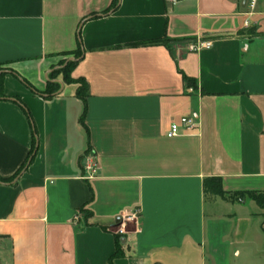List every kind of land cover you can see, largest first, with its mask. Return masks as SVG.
<instances>
[{"label":"crops","instance_id":"obj_1","mask_svg":"<svg viewBox=\"0 0 264 264\" xmlns=\"http://www.w3.org/2000/svg\"><path fill=\"white\" fill-rule=\"evenodd\" d=\"M0 77V264H229L263 214L204 185L264 193V0H0Z\"/></svg>","mask_w":264,"mask_h":264},{"label":"rangeland","instance_id":"obj_2","mask_svg":"<svg viewBox=\"0 0 264 264\" xmlns=\"http://www.w3.org/2000/svg\"><path fill=\"white\" fill-rule=\"evenodd\" d=\"M67 65L68 64H65L64 68H66ZM235 200L237 202L239 201L237 198H235L234 201ZM241 202H247V205L241 210H236L235 213L239 216L249 217L255 214L256 211L259 212L257 205L250 202L248 198H244ZM247 217L244 218L246 219ZM229 264H264V212L262 215L258 214L252 216L251 227L248 232L244 234L243 242L233 249Z\"/></svg>","mask_w":264,"mask_h":264},{"label":"trees","instance_id":"obj_3","mask_svg":"<svg viewBox=\"0 0 264 264\" xmlns=\"http://www.w3.org/2000/svg\"><path fill=\"white\" fill-rule=\"evenodd\" d=\"M168 43H169L168 40H160L156 42V44H162L165 46H168ZM75 66H76V63L71 62L66 66V68L61 70V73H63L64 75V82L66 84H76L79 86L77 96L85 104V111L83 115V118H85V115L87 113L88 84L86 83L84 79L74 80L71 78V72L75 68ZM0 82H1V77H0ZM1 90H2V86L0 83V91ZM52 92L53 91H50V93ZM0 96H2V94H0ZM36 152H37V144L35 140L33 144V149L30 152V155L27 161L22 166V168L18 171L15 178L18 177L23 171H25L27 167L33 162ZM204 188L207 193L212 192L213 194L222 197L224 200L231 201V202H235L236 201V200L234 201L235 198H237L240 202L244 200V198H248L250 201H253L262 211H264V193L262 192H240V193H234V194H230V193L227 194L222 190L220 180H208L205 182ZM86 217H89V215L87 214ZM119 244L120 243L118 241V245Z\"/></svg>","mask_w":264,"mask_h":264},{"label":"built area","instance_id":"obj_4","mask_svg":"<svg viewBox=\"0 0 264 264\" xmlns=\"http://www.w3.org/2000/svg\"><path fill=\"white\" fill-rule=\"evenodd\" d=\"M180 1L181 0H167V2L173 6L177 5ZM257 2L258 0H249V7L251 10L255 9ZM249 27H250V23L249 21H246L245 28H249ZM212 46H213V43L211 41H206V42L198 43L194 47V50L195 51H200L202 49L210 50ZM197 128H198V123L196 122V120L190 117H182L179 120V122L173 123L170 126V129L168 133L166 134V137L168 139H174V138L182 136L183 132L185 133L193 132ZM86 169L87 171L91 172V175L89 176V178L93 177L96 174V165H93V166L87 165ZM139 217H140L139 212H136L130 216L122 217L119 221L120 228H119L118 234L120 235L125 234L124 227L126 223L136 222L138 221Z\"/></svg>","mask_w":264,"mask_h":264},{"label":"water","instance_id":"obj_5","mask_svg":"<svg viewBox=\"0 0 264 264\" xmlns=\"http://www.w3.org/2000/svg\"><path fill=\"white\" fill-rule=\"evenodd\" d=\"M66 64H68V63H66Z\"/></svg>","mask_w":264,"mask_h":264}]
</instances>
